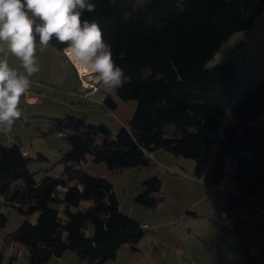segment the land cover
I'll list each match as a JSON object with an SVG mask.
<instances>
[{"label": "trees", "instance_id": "16d2710c", "mask_svg": "<svg viewBox=\"0 0 264 264\" xmlns=\"http://www.w3.org/2000/svg\"><path fill=\"white\" fill-rule=\"evenodd\" d=\"M92 2L95 11L84 12L82 19L95 20L102 28L113 59L124 70V83L115 92L123 103L135 101L136 110L116 136L106 125L93 126L85 117L48 118L52 132L62 134L70 150L60 161L64 176L40 183L29 170L33 158L22 145L0 144V195L5 205L25 217L4 238L5 248L16 243L26 247L27 264H58L53 258L66 252L86 264H104L117 259L120 247L137 250L145 228L121 211L109 179L86 171L89 155L115 172L153 168L157 163L151 154L162 150L194 160L195 179L209 186L218 187L229 175L241 192H229L217 210L241 229L243 211L255 208L248 198L264 188V59L240 77L234 55L246 45L242 42L224 63L213 68L208 64L235 34L259 21L264 0ZM50 45L63 53L65 45L54 39ZM242 60L244 65L247 60ZM102 105L108 111L118 108L111 95ZM231 107L235 122L217 139L221 117ZM213 147L211 160L208 152ZM143 182L145 191L136 203L157 209L164 201L158 194L160 178ZM83 202H89V208L80 209ZM7 222L0 211V228ZM246 260L256 264L250 255ZM4 261L0 251V264Z\"/></svg>", "mask_w": 264, "mask_h": 264}, {"label": "rangeland", "instance_id": "374dc122", "mask_svg": "<svg viewBox=\"0 0 264 264\" xmlns=\"http://www.w3.org/2000/svg\"><path fill=\"white\" fill-rule=\"evenodd\" d=\"M242 42L246 43L244 47L239 46ZM237 46L234 60L238 63L239 76L243 78L264 57V16L252 29L235 34L211 60L208 68L230 59ZM0 47L7 49L6 44H0ZM57 53L60 52L54 46L49 45L42 50L37 42L35 55L40 70L30 77L32 83L29 91L31 95L42 97V100L36 105H29L21 97V118L10 131H0L2 146L18 143L33 158L29 170L34 173L38 183L46 177H60V171L64 168L60 161L70 150L62 134L52 132V123L48 118L59 119L65 115L86 117L93 126L106 125L116 136L119 129L124 127L120 119L125 117L128 125L131 120L128 118H132L137 105L135 101L123 103L119 100L120 114L106 111L97 102L83 98L75 67L64 55ZM4 55L11 68L23 73L21 63L15 56L7 51L0 54ZM245 58L247 61L243 65L242 59ZM64 67L66 76L71 80L69 87L62 80ZM115 90L108 92L102 88L94 99L104 98L108 94L116 97ZM232 111L233 107L221 117L222 125L217 139L223 137L226 125L235 122ZM213 152L214 147L208 152L211 160ZM41 154L46 159L41 158ZM151 155L153 160L157 159V166L153 168L115 172L108 170L104 163H94L92 155L87 156L86 171L107 177L114 184L121 211L144 225L146 231L136 246L137 250H132L129 245L120 247L117 259L104 264H251L246 260L248 255L256 264H264V188L257 197L248 198L255 208L243 211L245 226L236 230L232 220L217 210L229 192H241L229 175L223 177L218 187L209 186L195 179L194 160L175 158L162 150L154 151ZM152 177L160 178L162 183L158 194L163 196L164 201L157 209H148L136 203V198L145 191L143 181ZM3 199L0 195V211L8 217L7 224L0 228V251L4 253V263L27 264L29 252L26 247L16 243L5 248L4 238L15 232L25 217L5 205ZM89 206V202H83L80 209ZM37 217L38 213L30 220L36 222ZM68 255L74 254L69 252ZM74 257L78 260L77 264H86L79 262L78 256ZM56 261L58 259L53 258L52 262Z\"/></svg>", "mask_w": 264, "mask_h": 264}, {"label": "clouds", "instance_id": "9594fccd", "mask_svg": "<svg viewBox=\"0 0 264 264\" xmlns=\"http://www.w3.org/2000/svg\"><path fill=\"white\" fill-rule=\"evenodd\" d=\"M92 0H0V54L11 53L21 63L23 73L0 56V131L8 132L21 118V97L30 89L32 77L40 69L37 42L42 50L53 39L65 45L64 55L77 72L93 80L105 91L120 88L124 70L113 59L98 22L83 20L84 12H94Z\"/></svg>", "mask_w": 264, "mask_h": 264}, {"label": "crops", "instance_id": "0c3cea01", "mask_svg": "<svg viewBox=\"0 0 264 264\" xmlns=\"http://www.w3.org/2000/svg\"><path fill=\"white\" fill-rule=\"evenodd\" d=\"M262 16H264V13H263V15ZM259 22V21H258ZM258 22H256L250 29H252L254 26H256L257 24H258ZM249 29V30H250ZM248 31V30H247ZM244 32H246V31H244ZM245 41H247V38H246V40ZM245 43V42H244ZM246 44V43H245ZM60 52V51H59ZM64 53V52H63ZM62 52H60V53H57V54H62V56L64 55ZM263 59H264V57H262ZM261 59V58H260ZM258 64H255V66L253 65V68L254 67H256ZM66 67H64V71H63V73L65 74V76L64 77H62V80L63 81H65V82H67V85H68V87L69 86H71V80H69L70 79V77L67 75L66 76V73H67V71H66V69H65ZM255 69V68H254ZM62 73V74H63ZM31 79V78H30ZM81 88V87H80ZM99 90L97 91V93L95 94L96 96L98 95V94H100V92H101V90H102V87H100L99 86ZM94 95V96H95ZM108 95H111L116 101H117V105H118V108L115 110L116 112H121V107H120V102H119V98H118V96H117V92H116V97L113 95V94H108ZM107 95V96H108ZM106 96V97H107ZM106 97H104V98H99V99H96L97 100V104H99V105H101V107L102 108H104L103 107V103H104V100H105V98ZM76 108V107H75ZM89 110V109H88ZM104 110H106L105 108H104ZM106 111H108V110H106ZM114 111V112H115ZM109 112H113V111H109ZM131 113H133V111L131 112ZM121 114V113H120ZM130 115V114H129ZM120 117H122V116H120ZM86 118V117H85ZM87 119V118H86ZM130 119H132V118H128V120H130ZM89 120V119H88ZM120 121L122 122V125L124 126V128L125 127H127L128 125H127V123H126V120H125V117H122L121 119H120ZM131 121V120H130ZM130 121H129V123H130ZM24 152H25V154H27V152L24 150ZM28 155V154H27ZM152 156V155H151ZM89 161V160H88ZM155 162L157 161V159L156 160H154ZM85 167H86V165H85ZM86 169V168H85ZM63 170H64V168H62L61 169V171H60V177H63L64 176V172H63ZM104 177V176H103ZM105 178H107V177H105ZM108 179V178H107ZM143 227H144V225H143ZM69 254V252H66V253H64V255L61 257V258H59L58 259V261L57 262H59L58 264H77V262H78V260L76 259V257H74V256H77V255H75L74 253V255H68ZM71 254V253H70ZM62 262V263H61ZM80 262V261H79Z\"/></svg>", "mask_w": 264, "mask_h": 264}, {"label": "built area", "instance_id": "2783aa9c", "mask_svg": "<svg viewBox=\"0 0 264 264\" xmlns=\"http://www.w3.org/2000/svg\"><path fill=\"white\" fill-rule=\"evenodd\" d=\"M73 66V65H72ZM74 67V66H73ZM76 70V69H75ZM77 73V80L80 82L81 90L83 91V98L88 99L90 101H95L94 95L97 93V91L100 89L99 86L90 78L84 77L81 74ZM82 96V95H81ZM22 98L25 100V102L29 105H36L39 102H41L42 97L31 95V91H29L25 96H22ZM98 103V102H97Z\"/></svg>", "mask_w": 264, "mask_h": 264}]
</instances>
